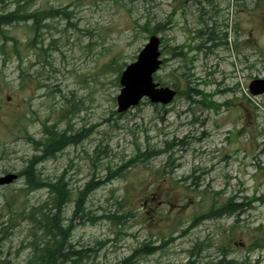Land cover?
Segmentation results:
<instances>
[{
  "label": "rangeland",
  "instance_id": "1",
  "mask_svg": "<svg viewBox=\"0 0 264 264\" xmlns=\"http://www.w3.org/2000/svg\"><path fill=\"white\" fill-rule=\"evenodd\" d=\"M18 4L60 13L38 32L43 51L28 47L31 22L4 26L21 53L0 51V175L39 153L30 136L45 138V124L76 137L38 165L73 192L59 223L63 253H79L57 264H213L223 253L264 264V94L249 91L264 78V0H0V12ZM213 32L232 47L214 46ZM152 34L165 61L154 80L178 93L120 113L121 74ZM90 180L104 184L72 219ZM51 195L23 176L0 186V260L37 264L35 245L52 237ZM230 199L242 208L191 228Z\"/></svg>",
  "mask_w": 264,
  "mask_h": 264
},
{
  "label": "trees",
  "instance_id": "2",
  "mask_svg": "<svg viewBox=\"0 0 264 264\" xmlns=\"http://www.w3.org/2000/svg\"><path fill=\"white\" fill-rule=\"evenodd\" d=\"M60 11L56 9H25L21 7L19 4L17 7L9 12H0V34L2 36V43L0 45V51L1 54H8L12 53L16 55L17 57L20 56V43L16 38L8 37L5 33L4 26H11L15 23L26 21L31 22L32 29L35 31L36 35L35 37L29 41V46L32 49H39L43 51V47H38V44H42V41H38V32L45 26V21L48 18H51L57 14H59ZM154 33L156 31H153ZM211 40L214 41V46L219 45L217 43V36L215 33H211L210 37ZM11 41L10 48L8 49V42ZM42 46V45H41ZM176 53V52H175ZM210 107H216L219 109L221 107V104L210 100L208 102ZM44 133L45 138L43 139H34L30 136L32 142L34 143V146L36 148V151L39 153H34L32 157L29 159V162L27 166L19 172V177H24L26 184L28 185V188L37 189L41 187L48 188L53 197L54 202L56 203L57 211L53 215V217H48L50 224L49 226L43 225L46 229V233L50 234L52 237L49 240H46L43 245H35V260L37 261V264H57V257L58 255H61L64 257V259H68L71 255L74 253V251H68L67 253H63L65 249V243H66V236L68 235L69 229L65 228L60 225V215L62 210V207L71 200L72 198V190L68 187L65 177L60 176L57 181H51V180H43L39 174H38V165L51 158L56 156L58 152L63 150L67 145L73 143L76 141L75 136H68V133L66 131H60L56 125L48 126L45 124L44 127ZM164 150H160L159 152H163ZM157 152V151H156ZM149 155V154H147ZM119 175V172H116L115 175L112 176V178L108 177L106 181L113 180ZM102 184H104V181L96 182L95 180H90L87 182L85 187L79 191L78 195L74 199V211H73V217L72 219H75L76 216L79 213L85 212V204L87 201L88 196L91 192L99 188ZM242 208L241 204H237L233 199H230L228 202H226L223 206L212 208L210 211L203 213L200 215V217H197L193 220L191 224V228L196 226L197 222L200 221L201 218H210V217H216L223 214H234L239 209ZM41 222V221H40ZM53 224V226H52ZM53 227V228H52ZM56 229L57 231H55ZM60 238V239H59ZM1 239V238H0ZM161 247H151L147 249V246L140 249V252H144L141 254H147L151 251L157 250ZM135 253L129 258L126 259L130 261V259L135 256ZM0 264H8L6 261L0 260ZM183 264H191V261ZM213 264H238L235 259L228 258V255L226 253H223V256L218 259L214 260Z\"/></svg>",
  "mask_w": 264,
  "mask_h": 264
},
{
  "label": "water",
  "instance_id": "3",
  "mask_svg": "<svg viewBox=\"0 0 264 264\" xmlns=\"http://www.w3.org/2000/svg\"><path fill=\"white\" fill-rule=\"evenodd\" d=\"M161 55V39L158 35H151L137 60L128 64L122 72L120 78L122 89L117 97L119 112L135 107L145 97L153 103L165 105L175 98L177 95L175 89L168 86L159 87V84L154 81V73L163 63ZM249 91L252 95L264 94V78L252 80ZM17 178L16 173L0 175V186L9 185Z\"/></svg>",
  "mask_w": 264,
  "mask_h": 264
}]
</instances>
